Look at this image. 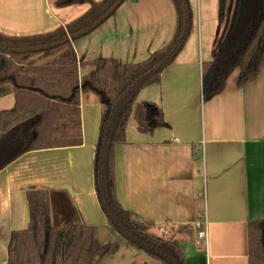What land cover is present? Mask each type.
Wrapping results in <instances>:
<instances>
[{
  "label": "crops",
  "instance_id": "1",
  "mask_svg": "<svg viewBox=\"0 0 264 264\" xmlns=\"http://www.w3.org/2000/svg\"><path fill=\"white\" fill-rule=\"evenodd\" d=\"M54 1L0 0V32L22 37L52 32L90 6L58 7ZM188 1L192 24L183 47L159 81L137 96L138 102L162 110L165 125L143 133L129 118L125 142L114 150L116 196L153 231L183 229L177 237L184 264H248V222L264 218V62L245 81L233 70L217 91L204 97L201 69L218 37V0ZM175 27L172 0H125L72 45L79 64L109 56L138 62L166 45ZM53 56L37 53L30 59L40 64ZM90 69L79 65V77ZM13 105L12 86L5 84L0 110ZM100 115L97 96L82 92L80 145L31 150L0 170V264H7L11 232L28 225V192L35 188L48 190L54 227L93 226L98 243L117 244L95 264L114 255L119 264L153 263L110 226L100 201L94 173ZM203 214L206 245L197 240L192 224Z\"/></svg>",
  "mask_w": 264,
  "mask_h": 264
},
{
  "label": "trees",
  "instance_id": "2",
  "mask_svg": "<svg viewBox=\"0 0 264 264\" xmlns=\"http://www.w3.org/2000/svg\"><path fill=\"white\" fill-rule=\"evenodd\" d=\"M124 1L55 0L58 7L75 3L90 6L52 32L27 37L0 32V94L3 85L10 84L14 98L13 107L0 110V170L31 150L80 145V94L94 93L101 105L94 173L110 226L128 245L161 264H184L177 237L183 229L160 235L119 203L114 150L125 142L131 116L143 133L165 125L162 110L152 102H138L137 96L142 88L159 81L183 47L192 11L188 0H172L176 12L172 39L141 61L124 63L109 56L79 64L72 42L113 16ZM37 53L54 56L36 64L30 57ZM263 62L264 0H218V37L211 59L203 62L201 69L203 96L217 91L235 69L239 81L252 78ZM79 65L91 69L79 77ZM28 202V225L11 232L7 264H95L116 250L115 242H97L93 226L54 227L47 189L30 190ZM187 232L192 235V230ZM247 241L248 264H264V218L248 222Z\"/></svg>",
  "mask_w": 264,
  "mask_h": 264
},
{
  "label": "built area",
  "instance_id": "3",
  "mask_svg": "<svg viewBox=\"0 0 264 264\" xmlns=\"http://www.w3.org/2000/svg\"><path fill=\"white\" fill-rule=\"evenodd\" d=\"M193 227L195 229V235L198 241L203 242L205 245L207 244L208 238V221L206 215L198 216L193 221ZM158 234L166 235L167 231L163 228H158Z\"/></svg>",
  "mask_w": 264,
  "mask_h": 264
},
{
  "label": "rangeland",
  "instance_id": "4",
  "mask_svg": "<svg viewBox=\"0 0 264 264\" xmlns=\"http://www.w3.org/2000/svg\"><path fill=\"white\" fill-rule=\"evenodd\" d=\"M234 71H237V69H235ZM8 86V85H7ZM171 232H167V234L166 235H169ZM166 235H164V236H166ZM145 254V253H144ZM148 256V255H147ZM110 259H103L102 261H101V263H99V264H119L120 262H118V259H119V257L116 255H114V256H110L109 257ZM148 258H149V260L150 261H152L153 263L152 264H161L160 262H158V261H156V260H154V259H152L151 257H149L148 256Z\"/></svg>",
  "mask_w": 264,
  "mask_h": 264
},
{
  "label": "water",
  "instance_id": "5",
  "mask_svg": "<svg viewBox=\"0 0 264 264\" xmlns=\"http://www.w3.org/2000/svg\"><path fill=\"white\" fill-rule=\"evenodd\" d=\"M115 4H116V2H115V3H113V4H112V6H114ZM102 17H103V16H102ZM98 192H99V190H98Z\"/></svg>",
  "mask_w": 264,
  "mask_h": 264
}]
</instances>
